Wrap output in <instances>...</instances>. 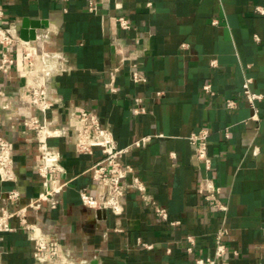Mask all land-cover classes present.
I'll return each instance as SVG.
<instances>
[{"label": "crops", "instance_id": "0c3cea01", "mask_svg": "<svg viewBox=\"0 0 264 264\" xmlns=\"http://www.w3.org/2000/svg\"><path fill=\"white\" fill-rule=\"evenodd\" d=\"M257 7L264 8V0H102L95 12L89 0H0V25L20 40L24 17L49 22L37 29L48 36L46 48L55 54L50 94L58 103L48 116L65 121L86 102L120 148L150 136L128 159L150 182L170 219L180 222L157 220L135 194L128 195L120 217L83 205L80 190L93 189L86 171L101 151L77 155L61 141L62 178L68 184L58 208L38 217L62 245L61 256L48 264H195L198 257L214 255L223 221L229 246L240 253L224 264L264 261V101L252 105L243 88L251 78V89L264 94V13ZM118 15L129 19L130 29L120 27ZM116 44L125 50L124 62ZM26 50V43L11 47L14 70L27 69ZM115 67L116 92L111 93L105 85ZM134 69L146 80L135 81ZM23 84L0 75V86L8 90L22 91ZM137 97L144 98L146 109L139 115L133 113ZM0 128L16 139L20 135L5 112H0ZM202 128L209 130L210 171L193 157L188 139ZM28 145L16 142L17 180H0V204L9 189H19L23 201L41 189L32 169L36 153ZM205 176L219 188L226 212L212 209L198 192ZM0 243L8 250L0 264H35L34 243L24 232L0 234Z\"/></svg>", "mask_w": 264, "mask_h": 264}, {"label": "built area", "instance_id": "2783aa9c", "mask_svg": "<svg viewBox=\"0 0 264 264\" xmlns=\"http://www.w3.org/2000/svg\"><path fill=\"white\" fill-rule=\"evenodd\" d=\"M101 3L102 0H89V10L98 11ZM257 10L264 13L263 7H257ZM116 20L122 29L131 28V23L125 15H118ZM19 23L22 24L20 21ZM23 41L0 25V75L10 81H24L22 91L8 90L7 86H0V112L9 115L12 124L20 133L16 139L0 128V180H17L16 166L20 151L16 142L25 141L29 148L32 145L35 150L32 169L40 178L41 189L36 196L26 201L22 200L23 194L17 188L5 191L4 202L0 204V234L18 230L24 232L34 243L35 264H48L50 259L61 256V243L46 233L38 221L40 212L58 208L61 194L68 184V181L62 178L66 168L62 163L61 141L66 146H71L77 155H92L96 149L101 151L102 157L92 163L86 171L91 176L93 189L83 187L80 190L83 205L98 213L109 211L120 217L125 213L128 195L135 194L154 218L177 226L180 222L170 219L168 208L155 198L150 182L140 177L136 167L128 159L131 150L144 146L150 136L134 140L127 148H120L113 131L103 125L98 113L86 102L72 110L65 121L60 122L49 117L48 113L53 111L58 103L50 94V77L55 72L51 62L54 52L48 50L53 56L44 61L36 51V40ZM18 43H26L27 46L23 55L27 65L24 72L14 70L17 61L10 54L11 47ZM116 48L120 61L124 62L125 50L117 44ZM31 50L42 61L34 62L30 59ZM118 71L119 67L113 69L111 81L105 85L111 93L116 92L114 81ZM132 78L138 82L146 80L136 69L132 71ZM251 83L252 79H247L243 88L248 101L254 105L258 100L264 101V94L254 92ZM228 104L233 106L234 102L229 101ZM145 112L144 98H135L133 113L139 115ZM188 139L193 148V157L203 162L210 171L212 157L209 154V130L202 128L191 133ZM198 192L212 209L222 213L228 210V206L220 201L219 188L210 176L201 178ZM228 238L229 230L223 221L215 233L214 255L198 257L195 264H224L231 257L240 255L238 249L229 246ZM188 240L192 245L195 244L194 236H188ZM140 245L146 249L152 248L149 243L140 241ZM188 250L191 252L192 246ZM7 252L5 246L0 243V259ZM260 264H264V261Z\"/></svg>", "mask_w": 264, "mask_h": 264}, {"label": "water", "instance_id": "95a60500", "mask_svg": "<svg viewBox=\"0 0 264 264\" xmlns=\"http://www.w3.org/2000/svg\"><path fill=\"white\" fill-rule=\"evenodd\" d=\"M49 24L47 19H31L24 17L21 24L20 37L24 41H35L38 38L37 29L45 28Z\"/></svg>", "mask_w": 264, "mask_h": 264}, {"label": "bare ground", "instance_id": "6f19581e", "mask_svg": "<svg viewBox=\"0 0 264 264\" xmlns=\"http://www.w3.org/2000/svg\"><path fill=\"white\" fill-rule=\"evenodd\" d=\"M48 36L45 34L43 35V33H40L38 38L36 39L35 43H36V51L39 55L42 56L43 60L45 61L48 57H52L53 55H51L48 52L47 47V42H48ZM42 39V42H39V40ZM51 55V56H50ZM55 55V54H54ZM50 79L54 80L53 77H50Z\"/></svg>", "mask_w": 264, "mask_h": 264}, {"label": "rangeland", "instance_id": "374dc122", "mask_svg": "<svg viewBox=\"0 0 264 264\" xmlns=\"http://www.w3.org/2000/svg\"><path fill=\"white\" fill-rule=\"evenodd\" d=\"M31 52H32V56H31L30 59H32L34 62H36V61H42V59H41L38 55L33 54V53H35V52H33L32 50H31ZM50 61H51V60H50ZM59 70H60V69H59Z\"/></svg>", "mask_w": 264, "mask_h": 264}]
</instances>
